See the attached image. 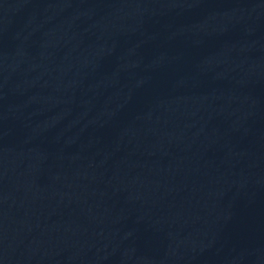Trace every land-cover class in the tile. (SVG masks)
Here are the masks:
<instances>
[{
	"label": "water",
	"instance_id": "95a60500",
	"mask_svg": "<svg viewBox=\"0 0 264 264\" xmlns=\"http://www.w3.org/2000/svg\"><path fill=\"white\" fill-rule=\"evenodd\" d=\"M0 264H264V0H0Z\"/></svg>",
	"mask_w": 264,
	"mask_h": 264
}]
</instances>
